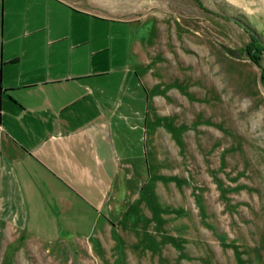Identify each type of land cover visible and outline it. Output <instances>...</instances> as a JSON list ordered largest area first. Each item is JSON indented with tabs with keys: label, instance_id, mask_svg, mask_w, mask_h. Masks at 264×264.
Returning <instances> with one entry per match:
<instances>
[{
	"label": "rangeland",
	"instance_id": "1",
	"mask_svg": "<svg viewBox=\"0 0 264 264\" xmlns=\"http://www.w3.org/2000/svg\"><path fill=\"white\" fill-rule=\"evenodd\" d=\"M101 2L0 0V61L95 75L86 91L120 111V154L130 142L112 226L85 243L0 226V264H264V50L247 51L251 33L264 44V0Z\"/></svg>",
	"mask_w": 264,
	"mask_h": 264
},
{
	"label": "crops",
	"instance_id": "2",
	"mask_svg": "<svg viewBox=\"0 0 264 264\" xmlns=\"http://www.w3.org/2000/svg\"><path fill=\"white\" fill-rule=\"evenodd\" d=\"M45 1L102 9L101 0ZM1 16L0 11V38ZM1 53L0 46V58ZM94 76L71 72L64 61H0V226L5 234L31 242L43 235L85 243L99 236L98 226L113 225L102 209L126 167L122 161H129L130 142L120 141V154L113 131L120 111L108 107L104 112L97 95L86 91ZM54 203L59 218L49 214Z\"/></svg>",
	"mask_w": 264,
	"mask_h": 264
},
{
	"label": "trees",
	"instance_id": "3",
	"mask_svg": "<svg viewBox=\"0 0 264 264\" xmlns=\"http://www.w3.org/2000/svg\"><path fill=\"white\" fill-rule=\"evenodd\" d=\"M261 50H264V44L259 41L257 37L253 33L250 34V40L247 44V51L249 52V56L255 61L258 62L259 55Z\"/></svg>",
	"mask_w": 264,
	"mask_h": 264
},
{
	"label": "built area",
	"instance_id": "4",
	"mask_svg": "<svg viewBox=\"0 0 264 264\" xmlns=\"http://www.w3.org/2000/svg\"><path fill=\"white\" fill-rule=\"evenodd\" d=\"M0 132H1V125H0Z\"/></svg>",
	"mask_w": 264,
	"mask_h": 264
}]
</instances>
